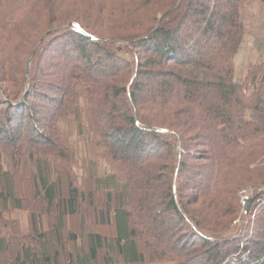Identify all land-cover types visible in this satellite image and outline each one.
I'll use <instances>...</instances> for the list:
<instances>
[{"label": "trees", "instance_id": "1", "mask_svg": "<svg viewBox=\"0 0 264 264\" xmlns=\"http://www.w3.org/2000/svg\"><path fill=\"white\" fill-rule=\"evenodd\" d=\"M249 1L0 0V264H264Z\"/></svg>", "mask_w": 264, "mask_h": 264}, {"label": "rangeland", "instance_id": "2", "mask_svg": "<svg viewBox=\"0 0 264 264\" xmlns=\"http://www.w3.org/2000/svg\"><path fill=\"white\" fill-rule=\"evenodd\" d=\"M198 2L202 3L203 5L205 4V0H198ZM241 14L246 27V36L241 49L234 59L235 74L237 78L243 75L245 72L244 70L249 65L260 69L264 73V4L255 0H251L242 8ZM61 46L62 45L59 44L58 47ZM54 71L55 70L53 69H51L50 72L45 71V75L50 76V74H53ZM58 82L59 81L55 82L54 84L59 85ZM151 84L152 83L148 81L140 82V86L144 91L150 88ZM158 84L159 81L153 83L155 88L158 86ZM262 94L264 96V91ZM51 95H54V92H52ZM30 106L38 112L36 115V119H38V125H43L39 115L44 112L45 105L41 104L39 101L32 100ZM248 198H250V196Z\"/></svg>", "mask_w": 264, "mask_h": 264}, {"label": "water", "instance_id": "3", "mask_svg": "<svg viewBox=\"0 0 264 264\" xmlns=\"http://www.w3.org/2000/svg\"><path fill=\"white\" fill-rule=\"evenodd\" d=\"M251 192L257 191V195L255 197H250L246 200L245 204L243 205V212L248 213L250 210V207L252 203L255 201V199L261 197L264 195V189L260 187H253L250 189Z\"/></svg>", "mask_w": 264, "mask_h": 264}, {"label": "built area", "instance_id": "4", "mask_svg": "<svg viewBox=\"0 0 264 264\" xmlns=\"http://www.w3.org/2000/svg\"><path fill=\"white\" fill-rule=\"evenodd\" d=\"M248 197H249V196L246 195L245 197L242 198V205H244L245 202H246V200L249 199ZM259 201H260L261 204L264 206V195L261 196V199H260Z\"/></svg>", "mask_w": 264, "mask_h": 264}]
</instances>
